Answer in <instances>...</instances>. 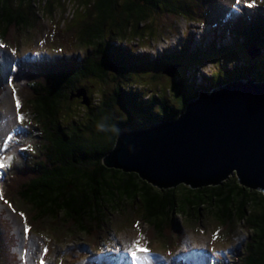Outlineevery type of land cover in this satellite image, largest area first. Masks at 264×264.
<instances>
[{"label": "trees", "instance_id": "16d2710c", "mask_svg": "<svg viewBox=\"0 0 264 264\" xmlns=\"http://www.w3.org/2000/svg\"><path fill=\"white\" fill-rule=\"evenodd\" d=\"M193 3L191 0H0V45L16 55L21 48L17 36L37 29L45 17L54 20L58 15L56 10L65 4L74 7V15L81 19L73 31L76 37L73 46L82 54L81 58L76 55H50L40 61L25 58L15 61L9 74L15 107L17 99L21 105L17 120L19 115L25 120L23 124L19 121L22 129L10 132L0 148V161L7 164L0 168V196L4 204L24 218L27 237L80 234L84 239L83 235L87 236L90 241L86 243L91 244L95 235L98 234L95 241L97 237L104 241L111 236L115 225L130 223L126 215L140 211L139 231L142 227L138 225L143 222L142 226L151 228L154 236L171 243L177 234H183L179 219L181 223L183 219L188 220L186 224L190 226H195L193 221L197 222L196 226H204V220L211 217L220 240L229 239L237 227L247 234L245 248L236 253L238 259L226 264H264L262 190L241 184L236 174L212 183H155L141 173L120 168L115 154L125 132H143L165 122H175L188 105L222 86L248 77L264 82V54L256 57L250 53L254 46L264 50L263 13L233 21L230 17L225 19L224 26L231 30L233 41L223 48L214 45L213 54L220 52L230 57L234 52L243 65H227L233 68L232 73L226 67L225 72L217 67L211 69L209 77L204 76L208 79L205 83L199 84L196 76L189 74L194 66L200 69L210 61L209 52L201 55L207 59L202 61L187 48L177 54L155 57L131 48L135 41L154 37L156 22L153 20L159 11L168 10L196 21L190 17L192 11H197L190 9ZM39 29L43 31L44 26ZM41 44L59 46L54 44L53 34H46ZM240 48L245 56L241 55ZM3 63L4 60L2 68ZM176 66H180L176 76H166V68ZM144 68L149 75L144 74ZM141 76L155 82L152 87L168 81L171 93L168 97L145 95L135 91L132 84L127 87L128 84L122 83L106 95L104 89H109L110 81L122 77L129 83L133 77ZM160 77L165 80L161 82ZM90 81L104 87L99 90L102 93L98 102L87 95L85 84ZM173 93L175 100L171 98ZM78 103L86 111L84 129L66 124L62 116L65 108L70 111ZM123 104L128 107L124 108ZM26 123L33 124L35 129H24ZM99 123L118 132L98 131ZM28 154L33 157L29 158ZM8 156L12 157L10 161ZM123 213L121 222L117 218ZM47 224H63L65 229L46 231L50 230ZM1 234L0 223V241ZM45 250L47 255V247ZM1 254L0 251V257ZM46 262L45 258L40 259V264ZM1 264L8 263L3 258Z\"/></svg>", "mask_w": 264, "mask_h": 264}, {"label": "rangeland", "instance_id": "374dc122", "mask_svg": "<svg viewBox=\"0 0 264 264\" xmlns=\"http://www.w3.org/2000/svg\"><path fill=\"white\" fill-rule=\"evenodd\" d=\"M191 1L194 3L190 9L197 11H192L190 17H195L196 21L175 15L168 10L159 11L153 20L156 22L154 37L145 41H135L131 44V48L137 51V53L145 52L153 57L166 55V53L177 54L187 48L191 54L198 55L202 61H206L207 59L201 55L204 52H209L210 55L207 56L211 62L205 63L200 69L194 66L191 68L192 73L189 74L190 76H196L195 79L200 84V82L205 83V80L208 81L204 76L209 77L211 69H216L217 67L219 70L224 71L226 67L232 73L234 72L233 68L227 65L234 67L241 63L234 52L232 56L226 57L222 53L220 54V52L213 54L212 47L215 45L217 48H223L226 45H231L230 43L233 41L234 37L231 34V30L224 26L226 23L225 19L230 17L231 20H237L240 17L247 16L251 18L261 13L264 15V0H240L239 3H237V0ZM246 3H254L255 6L246 7ZM64 6L56 10V14L58 15L55 16L54 20L45 17L44 21L40 22L37 26V29L31 33L30 31H24L22 35L17 36L19 46L21 44L17 55L8 49L0 47V148L10 132L18 128L22 129L20 122L17 120V109L9 81V74L14 62L23 59L40 61L42 57L50 55L54 57L58 55L75 57L76 55L78 58L82 56L73 46V43L76 42V37H73L75 34L74 30L76 24L81 19L74 15V7L70 5H67L66 15H62ZM64 20L65 22L63 23ZM201 22H206V24L202 25ZM39 26H44V30L41 31ZM149 32L152 33L153 29H149ZM46 34H53L54 44L58 43L59 46L45 45L43 47L41 43ZM20 40L21 42H19ZM10 45L14 46L15 44L10 43ZM53 49H56V51ZM240 50L241 55L245 56V51L242 48ZM250 53L253 56L257 55L256 57H259L264 54V50L257 51L256 46H254ZM3 60L5 64L3 63L2 68L1 64ZM222 62H224V65H222ZM240 65L242 66L243 64ZM178 68L180 66H176L174 69L166 68V76L170 78L175 77ZM196 69L197 71H195ZM144 70V74H150L146 72L147 68H144ZM139 74L136 73V75ZM112 77L114 76L112 75ZM164 80L165 78L162 77L161 82ZM122 83L123 85L128 84L126 85L127 87L132 84L135 91L145 95L160 94L161 96L166 95L168 97V93H171L167 88L170 86L168 81H165V84L160 83L158 87H152V85H155V82L153 83L151 79L142 76L140 78L133 77L129 83H126L120 77L118 80L110 81L109 89H104L96 81L86 83L85 87L88 88L87 95L98 102L99 94L102 93L99 91L100 89H104L106 95L112 94L115 91V87L120 86L118 84ZM174 94L171 95V98L175 100ZM80 105L82 104L78 103L76 107L73 105L74 107L70 111H67L65 108L62 116H64L66 124H74L84 129L86 127V125L84 126L85 121L87 124V116H85L86 111L79 108ZM123 106L124 108L128 107L125 104ZM116 110H120V105L116 107ZM24 129L35 128L33 124L26 123L24 124ZM28 156L29 158L33 157L29 154ZM28 161H31V159ZM140 214L141 212L138 211L134 214L126 215V218L131 221L129 224H124L126 222H122L123 213L121 217L117 218L122 223L114 226L113 231L111 230L113 232H111V236H107L104 241L97 237L98 241L96 240V242L94 239L98 236L97 234L91 238V244L86 243V241H90L87 236L83 235L84 239L80 234H63L64 236L58 237L53 233H49L52 237L39 234H32L30 237H27L24 218L15 214L7 204H4L0 196V223L2 232L0 264L3 258L8 264H40V259L42 258L46 259V264H134L128 250L137 240L140 241V246L149 248L148 256L150 259H141L136 261L135 264H212V262L226 264L233 259H238L236 253L245 248L247 234L244 230L237 227L235 232L229 235V239L223 238L224 240H220L221 238L216 236L217 226L215 220L211 217L204 220V226H196L197 222L195 221L192 222L195 226H190L186 224L188 220L183 219V223H181L178 218L183 234H177L175 241L167 243L164 240L165 238L160 240L158 236H154L151 228L145 224L142 226L143 222H140L138 225L142 227L139 231L137 223L141 218ZM47 225V229L50 230L46 231L65 229L63 224L58 226H54V224ZM108 228L111 229V227ZM75 231L76 233L78 232L77 230ZM146 238H148V242H146ZM45 247L48 249L47 255L45 254ZM25 251L26 255L24 254ZM23 255L24 258H22ZM140 255L143 256L144 254Z\"/></svg>", "mask_w": 264, "mask_h": 264}, {"label": "water", "instance_id": "95a60500", "mask_svg": "<svg viewBox=\"0 0 264 264\" xmlns=\"http://www.w3.org/2000/svg\"><path fill=\"white\" fill-rule=\"evenodd\" d=\"M115 154L120 168L155 183H212L236 174L264 192V82L248 77L222 86L175 122L125 132Z\"/></svg>", "mask_w": 264, "mask_h": 264}, {"label": "snow or ice", "instance_id": "6c2138e0", "mask_svg": "<svg viewBox=\"0 0 264 264\" xmlns=\"http://www.w3.org/2000/svg\"><path fill=\"white\" fill-rule=\"evenodd\" d=\"M240 0H237V3H239ZM246 7H254L255 4L254 3H246L245 5ZM0 47H3V45H0ZM13 91H15V89H13ZM20 102L19 100L17 99L16 100V109H17V112L19 113V110H20ZM18 119L19 121L21 122V124H23L24 120H25V117L22 116V115H19L18 116ZM12 159L11 156H8L7 157V160L10 161ZM7 166V164L3 161H0V168H5ZM5 203H7V201H5ZM25 231L27 232L28 229L25 228ZM215 238V237H214ZM46 251V250H45ZM129 254H130V257L132 258L134 264L136 261H139L141 259L143 260H149L150 257L148 256V252L149 250L146 248V247H142L140 246V241L137 240L133 246L128 250ZM140 254H144L143 256H141Z\"/></svg>", "mask_w": 264, "mask_h": 264}, {"label": "clouds", "instance_id": "9594fccd", "mask_svg": "<svg viewBox=\"0 0 264 264\" xmlns=\"http://www.w3.org/2000/svg\"><path fill=\"white\" fill-rule=\"evenodd\" d=\"M97 130L101 131V132H118V129L114 128V127H109L108 125H106L105 123H99L97 124Z\"/></svg>", "mask_w": 264, "mask_h": 264}]
</instances>
